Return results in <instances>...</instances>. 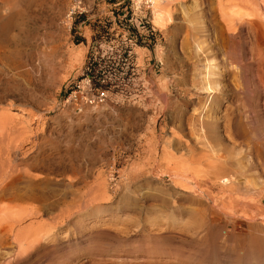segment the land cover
Wrapping results in <instances>:
<instances>
[{"label": "rangeland", "instance_id": "1", "mask_svg": "<svg viewBox=\"0 0 264 264\" xmlns=\"http://www.w3.org/2000/svg\"><path fill=\"white\" fill-rule=\"evenodd\" d=\"M73 1L0 0V116L41 198L3 215L0 264H264V34L231 49L221 21L264 0ZM85 74L105 97L78 111Z\"/></svg>", "mask_w": 264, "mask_h": 264}, {"label": "bare ground", "instance_id": "2", "mask_svg": "<svg viewBox=\"0 0 264 264\" xmlns=\"http://www.w3.org/2000/svg\"><path fill=\"white\" fill-rule=\"evenodd\" d=\"M245 1L251 4L250 0H245ZM154 3L156 4L154 6H156L157 12H159L158 15L170 13L168 12L167 5L164 3V0H154ZM260 7H261L260 9H262V13H260L261 11L258 7L257 11L252 13H247L246 15L239 13L231 16L232 18H229L228 20L225 17H224L225 19L221 18L222 19L221 21L224 24L223 26L224 40L227 39L228 40L227 42L229 44L231 42L230 45L231 49H233V44L236 41L234 40L235 36H233L234 30H238L239 28L243 27L244 24L245 25L248 24L249 26L251 25L250 27H255L259 33L264 34V21H263L264 19L262 20L261 18V15L262 14L264 15V5H261ZM187 22L191 24L192 19L188 18ZM15 23L16 22H14L13 17L10 16L8 18H4L2 15H0V64H4L6 69L8 67L12 68L10 67L11 63L8 62V59H10L13 55H15V54L11 55V51L7 49L9 45L11 46L10 43H13V41L15 40L16 35L12 33V31L16 27ZM2 73H3V68H0V77ZM209 82L210 80L206 79L205 77H202L200 80L201 83L200 89H202L203 91H209L215 89L216 87L214 86V84L211 85L209 84ZM0 104H1V100H0ZM9 119H10L9 116L6 114L0 116V226L4 224L2 223V221L4 222L5 219L2 218L3 215H6L9 212L11 214V212L13 213V211L21 212L22 204L24 202L30 200L39 203L38 201L41 199L40 195L37 194L34 189V182H33L34 180L32 176L27 172L22 173V164L17 163V160L19 159V149L21 147L20 146L21 137L19 138L11 137L9 134H7L6 129L9 126ZM225 179L228 180L229 178L224 176L222 177L221 180H225ZM22 183H25L24 184L25 187H22ZM24 205L23 207L25 208ZM8 215L6 216L9 218L12 214L10 216ZM14 215L15 217L16 215L19 216L16 213ZM16 218L13 220L17 221L20 219V217L17 220ZM21 218H22V214H21Z\"/></svg>", "mask_w": 264, "mask_h": 264}, {"label": "built area", "instance_id": "3", "mask_svg": "<svg viewBox=\"0 0 264 264\" xmlns=\"http://www.w3.org/2000/svg\"><path fill=\"white\" fill-rule=\"evenodd\" d=\"M151 0H131L130 9L132 12H151ZM85 11V5L81 0H74L70 5L67 13L69 20H72L74 16L80 15ZM146 15L142 14L138 24L146 20ZM153 27L147 28V32L153 34ZM66 98L64 103H74L78 107V111L81 110V106L86 105H96L104 100L105 94L103 91H98L93 89V79L92 76L85 74L80 79H74L68 82L65 86Z\"/></svg>", "mask_w": 264, "mask_h": 264}]
</instances>
